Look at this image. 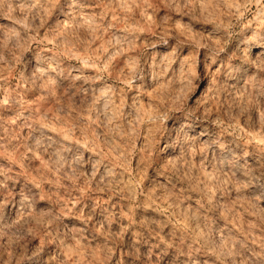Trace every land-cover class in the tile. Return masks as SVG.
I'll use <instances>...</instances> for the list:
<instances>
[{"label":"clouds","instance_id":"1","mask_svg":"<svg viewBox=\"0 0 264 264\" xmlns=\"http://www.w3.org/2000/svg\"><path fill=\"white\" fill-rule=\"evenodd\" d=\"M0 70V264H264V0H33Z\"/></svg>","mask_w":264,"mask_h":264},{"label":"rangeland","instance_id":"2","mask_svg":"<svg viewBox=\"0 0 264 264\" xmlns=\"http://www.w3.org/2000/svg\"><path fill=\"white\" fill-rule=\"evenodd\" d=\"M132 0H127V3H131ZM12 2L9 0H7V4L6 6L4 7H0V13H6L8 15H0V24H7V25H11L12 23H14L15 21L17 20H28L31 16V8L32 6H27V7H24L22 9L20 8H17L13 5V3L11 4ZM4 13V14H5ZM151 15V13H149ZM3 17L7 18V19H4ZM9 17H11L12 19H8ZM132 27H135V23L133 22L132 23ZM177 29L180 30V31H183V28L180 24H177ZM120 37V34L117 33V40L119 39ZM143 39V35H141V40ZM169 42L173 45V47L175 48V50L177 52H179V46H178V41H177V38L175 36H172V37H169ZM184 39L186 40L187 37H184ZM140 41H137V44H139ZM113 43L115 44V41H113ZM156 48L158 51H166V49L164 48L163 45H160V44H157L156 45ZM125 56H127V50L125 51ZM76 55H80L79 52L76 53ZM85 59H87V57H85ZM117 59H120L119 56H117ZM112 64H115V61H111ZM105 67H108V65L106 64ZM175 67V65H174ZM177 71H179V69H177ZM196 71L199 72L200 71V68H199V65L196 66ZM4 75H8L7 73L3 72L2 70H0V76H4ZM54 83V82H53ZM0 85H3V80L0 79ZM14 85H12V81H11V77L9 76V87H12ZM0 99H3V100H7L8 97L5 95V96H0ZM6 115L8 116H11L13 114V110L12 109H8L6 110L5 112ZM243 218V217H242ZM79 243V242H78ZM79 254V258L81 261L84 260V256H85V252L83 249H80L79 250V253H78V250L77 248H73L70 252H69V255L72 256V255H77Z\"/></svg>","mask_w":264,"mask_h":264},{"label":"bare ground","instance_id":"3","mask_svg":"<svg viewBox=\"0 0 264 264\" xmlns=\"http://www.w3.org/2000/svg\"><path fill=\"white\" fill-rule=\"evenodd\" d=\"M9 1V0H8ZM13 5L17 8H24V7H27V6H32V3H33V0H10ZM11 3V4H12ZM1 10V9H0ZM5 13V12H4ZM4 15H8V14H4ZM4 19H7L5 17H3ZM9 19V18H8Z\"/></svg>","mask_w":264,"mask_h":264}]
</instances>
